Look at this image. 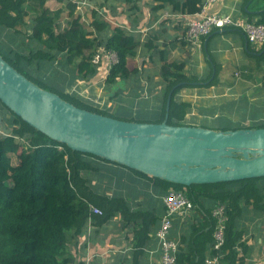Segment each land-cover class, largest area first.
I'll return each mask as SVG.
<instances>
[{"label": "trees", "instance_id": "16d2710c", "mask_svg": "<svg viewBox=\"0 0 264 264\" xmlns=\"http://www.w3.org/2000/svg\"><path fill=\"white\" fill-rule=\"evenodd\" d=\"M49 1L51 0H0V55L7 63L29 79L32 74L42 76L43 71L48 70L45 65L54 61L58 55H62L66 56L67 63L78 60L77 73L87 78L96 74L97 67L92 65L91 59L97 49L103 46L107 52L114 53L117 57V62L110 67L105 82L114 84L117 80L130 76L127 61L134 55L138 45L131 34L124 28L115 27L108 38L101 39L96 34L103 32L107 26L94 12L90 26L95 34L86 31L81 15L76 12L77 2L71 0L66 1L64 5L67 19L61 26L58 20L62 10L53 11L48 8L46 5ZM54 1L57 4L65 2ZM158 1L167 3L171 0ZM201 1L184 0L182 3H176L174 8L186 15H193L200 11ZM254 5L257 6L253 11L259 16L257 23L264 24V0H256ZM30 13L33 17L27 23ZM29 25L31 34L27 36L28 43L24 42V38L18 40L16 35L20 33V28H27ZM4 36L12 43L7 41L10 47L3 41ZM23 45L25 47H22ZM6 46L7 50H3ZM246 50L251 58V65L240 67L238 71L242 76L240 78L252 80L259 63L264 62V46L256 50L247 43ZM210 67L209 76L201 85L211 87L216 82L217 64L212 61ZM183 69L184 63H164L161 67L162 79L168 83L164 95L163 114L170 90L178 85L172 92L168 104L167 123L172 126H190L185 123V115L190 105L187 102H177L174 96L180 88L199 82L198 79H190L191 76L187 78L183 74ZM233 80H236L235 77ZM44 81L42 79L31 82L42 88L40 85H45ZM61 98L93 113L140 122L85 105L79 106L77 101L85 102L72 95L70 99L75 102ZM0 105L5 107L1 102ZM9 113L12 130L4 131L13 135L12 137L0 135V264H72L73 259L67 252L68 239L81 233L91 214L88 205L98 207L103 212L101 219L107 220L112 215L113 205L117 203L116 199L97 194L89 186L90 181L85 176L86 171L94 169L91 167L90 158L105 162L106 160L72 151L66 145L36 131L11 111ZM235 126L232 129L220 126L214 130L264 128V124L259 123ZM14 136L23 139L27 146ZM12 156L17 160L15 163L12 162ZM154 180L164 185L168 184L160 179ZM185 190L194 204L201 205V197H208L214 200L215 205L217 203L225 205L228 220L222 263L241 264L242 258L238 257L236 248L239 247L242 254L248 253L249 248L241 241L242 233L236 228V220L242 212L241 204L264 210V177L191 185ZM212 230L213 220L211 235ZM192 254L184 255L178 251L176 264H203L204 260L200 258L198 251L197 254Z\"/></svg>", "mask_w": 264, "mask_h": 264}, {"label": "crops", "instance_id": "0c3cea01", "mask_svg": "<svg viewBox=\"0 0 264 264\" xmlns=\"http://www.w3.org/2000/svg\"><path fill=\"white\" fill-rule=\"evenodd\" d=\"M85 1L89 5L83 11V17L81 15L83 23L87 21L85 12L88 10L90 21L94 12L100 21L106 23V29L96 34L101 39L108 38L115 27H121L138 42L134 55L127 61L130 76L117 80L114 84L105 82L111 67L106 57H103L101 63L96 66V74L87 78L77 73L78 60L64 64L69 77L62 88L63 93L72 95L98 110L129 119L134 117L133 115L144 114L147 120L141 122L157 123L165 116L163 103L168 85L161 76L162 65L184 63L183 74L189 78L185 71L190 63L200 66L202 61L210 73L204 59V53L209 51L221 63L220 67L217 65V72L219 71L217 82H222L227 73L233 82L238 81L240 87H247L245 84L249 81H257L256 78L254 80L240 78L241 73L238 69L251 65V58L246 50L247 41L241 32L234 29L216 30L203 39L200 47L185 41V20L194 14L186 15L174 8L176 3H182L184 0H171L167 3L158 0H93V4ZM246 1L217 0L216 3L207 6L206 10L209 13L229 14L257 21L259 16L253 11L257 6L254 5L256 0ZM30 27L31 25L20 29L16 38L18 40L24 38V42L28 43ZM85 29L94 32L92 27ZM219 42L225 43L223 49ZM208 48L209 51L206 50ZM47 65L50 68L51 63ZM232 74L236 80H233ZM100 80L103 81L102 85L98 84ZM191 84L176 92L174 98L177 102H187L190 105L188 97L182 98L181 95H190L204 87L200 79L198 83ZM100 89L104 90V96L100 95ZM212 89L213 86L209 88ZM193 114L194 111L191 112L189 108L185 115L186 124L209 128L203 122H194ZM9 119L11 114L0 105V131L11 130ZM254 119H257L253 121L255 124L264 123V113L255 116ZM246 121L243 122L245 125L240 124L251 125L249 118ZM89 160L94 169L83 172L90 181L89 186L99 195L116 199L117 203L113 205L112 215L107 220L89 213L90 216L81 233L68 239L67 252L73 259L72 264H85L89 257L93 259L94 264H161V250L156 232L165 212L163 197L171 189L187 187L170 182L164 185L155 181L153 177L117 163L96 158ZM201 199V205L193 203L194 208L189 214L179 215L173 219L169 237L178 242L179 253L195 255L198 251L200 258L204 260L211 251V211L215 202L208 197ZM241 207L242 212L236 220V228L242 233L241 241L247 245L249 252L242 254L237 247L238 257L242 258L241 264H264V210L242 204Z\"/></svg>", "mask_w": 264, "mask_h": 264}, {"label": "water", "instance_id": "95a60500", "mask_svg": "<svg viewBox=\"0 0 264 264\" xmlns=\"http://www.w3.org/2000/svg\"><path fill=\"white\" fill-rule=\"evenodd\" d=\"M0 102L30 127L72 151L180 186L264 177V128L221 131L172 126L167 123L169 103L160 123L93 113L40 88L1 55Z\"/></svg>", "mask_w": 264, "mask_h": 264}, {"label": "rangeland", "instance_id": "374dc122", "mask_svg": "<svg viewBox=\"0 0 264 264\" xmlns=\"http://www.w3.org/2000/svg\"><path fill=\"white\" fill-rule=\"evenodd\" d=\"M66 1L63 4H57L54 0H51L47 3V7L50 8L53 11H56L57 9H61L62 13L60 15V18L58 22L60 25H64L66 21L67 11L64 7L66 4ZM77 2L76 12L80 15L84 14V10L86 7H88V3L85 0H71ZM89 3L93 4V0H87ZM79 3V6H78ZM84 3V5H82ZM85 15H87V21L84 24L86 28L91 27V18L89 17V10L85 12ZM30 17H33V14L30 13ZM83 19V18H82ZM27 21H29V18H27ZM23 29V28H20ZM5 34V32H4ZM27 36V34H26ZM3 41H5L8 47H10L7 43L9 40L4 36L2 38ZM1 40V38H0ZM11 43V42H9ZM12 44V43H11ZM221 49L225 47L224 42H219ZM4 47L3 50H7L8 47ZM14 48V46L12 47ZM104 47L101 46L98 50H103ZM209 51V48L206 49ZM96 51V52H97ZM202 51V50H201ZM204 59L205 62L209 66V71L211 70L210 63L213 61L215 62L219 67L220 64L216 57L209 51L208 54L204 53ZM50 68H46L47 72L42 73L41 75H33L31 78H29L31 81L35 80H45V85H40L42 88H46L48 91L54 92L55 94L59 95L60 97L68 98L70 99V95H66L63 93V87L66 80H68L69 74L67 71H65L64 64H67L66 56L59 58L56 57L54 61L50 62ZM55 63H60L59 66H56ZM251 63V62H250ZM198 65V64H197ZM196 64L193 65V62L190 63V65L187 67V70L185 71L186 74L190 77V79H200L201 82L205 81L208 78L209 72L208 68L204 65V62L201 61L200 66H197ZM48 67V65H45ZM34 68H36V64H34ZM67 68V65H66ZM45 70V71H46ZM37 71V70H35ZM215 72V70L213 69ZM42 72V71H41ZM214 74H212L213 76ZM219 77V71L217 72L216 76ZM198 77V78H197ZM225 79L222 80V82H215L212 86L214 89L209 90V86L204 85L202 89H198V92H195L190 95L182 94L181 97H188V102L190 103L191 112L194 111V122H203L205 123V126L207 127H224L228 129H232L235 125L239 126L241 124L245 125L243 122H247V118L250 119L249 122H251V125H254L257 119H254L255 116L261 115L264 113V62L259 63L255 77L257 81L246 83L247 87H240V85L237 83L238 81H232L231 76L225 74ZM262 77V78H261ZM212 78V77H211ZM198 79V80H199ZM103 81H98V84L102 85ZM198 83V82H193ZM252 85V86H251ZM47 86V87H45ZM228 86V87H227ZM198 87V86H197ZM192 88V87H191ZM101 96H104V90L100 89L99 91ZM72 101V100H71ZM75 102V101H72ZM79 103V106L85 107L88 106L89 108H96L90 104L87 103ZM85 105V106H83ZM2 109L5 111L6 108L2 106ZM97 109V108H96ZM132 119L145 121L144 114H136L133 115ZM201 118V119H200ZM131 119V118H130ZM241 123V124H240ZM264 124V123H261ZM247 126H250L249 123ZM211 129V128H210ZM213 129V128H212ZM12 130V128H11ZM9 130V131H11ZM17 160L14 156H12V162L15 163Z\"/></svg>", "mask_w": 264, "mask_h": 264}, {"label": "built area", "instance_id": "2783aa9c", "mask_svg": "<svg viewBox=\"0 0 264 264\" xmlns=\"http://www.w3.org/2000/svg\"><path fill=\"white\" fill-rule=\"evenodd\" d=\"M217 0H202L199 7L200 11L193 16H188L185 20L184 39L187 43L200 47L204 38L216 30L234 29L243 34L246 41L256 50L264 46V24L250 20L245 17H233L229 14L209 13L206 8L216 3ZM84 5V3H82ZM79 6V3H78ZM103 57L108 58L109 63L114 65L117 57L114 53L106 50H98L92 57L91 63L97 66ZM237 76V74H236ZM2 136L12 135L5 131H0ZM15 139L18 137L14 136ZM27 143L23 139H18ZM165 212L160 222V227L156 232V238L160 244L161 264H176V256L179 251L177 241L169 237L173 219L179 215L189 214L194 204L185 189H171L163 197ZM89 213L101 216L103 212L91 204L88 205ZM213 220L211 253L204 259L203 264H223L224 235L227 224L226 207L222 203H217L211 211ZM85 264H94L92 258H87Z\"/></svg>", "mask_w": 264, "mask_h": 264}, {"label": "clouds", "instance_id": "9594fccd", "mask_svg": "<svg viewBox=\"0 0 264 264\" xmlns=\"http://www.w3.org/2000/svg\"><path fill=\"white\" fill-rule=\"evenodd\" d=\"M248 43V42H247ZM249 44V43H248ZM250 45V44H249ZM253 49H255V48H253ZM8 133H10V132H8ZM11 135H13V134H11Z\"/></svg>", "mask_w": 264, "mask_h": 264}, {"label": "bare ground", "instance_id": "6f19581e", "mask_svg": "<svg viewBox=\"0 0 264 264\" xmlns=\"http://www.w3.org/2000/svg\"><path fill=\"white\" fill-rule=\"evenodd\" d=\"M106 48V47H105ZM165 55V54H164Z\"/></svg>", "mask_w": 264, "mask_h": 264}]
</instances>
